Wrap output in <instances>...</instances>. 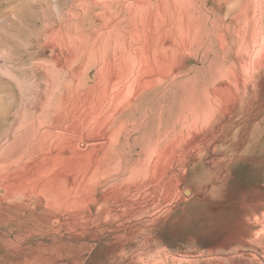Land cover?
<instances>
[{
    "label": "rangeland",
    "instance_id": "obj_1",
    "mask_svg": "<svg viewBox=\"0 0 264 264\" xmlns=\"http://www.w3.org/2000/svg\"><path fill=\"white\" fill-rule=\"evenodd\" d=\"M0 264H264V0H0Z\"/></svg>",
    "mask_w": 264,
    "mask_h": 264
},
{
    "label": "bare ground",
    "instance_id": "obj_2",
    "mask_svg": "<svg viewBox=\"0 0 264 264\" xmlns=\"http://www.w3.org/2000/svg\"><path fill=\"white\" fill-rule=\"evenodd\" d=\"M83 7V6H82ZM142 8V7H141ZM91 9V8H90ZM122 12H123V10H122ZM127 14H125V16H126ZM89 20V19H88ZM111 25V24H110ZM141 30V29H140ZM111 34V33H110ZM113 40V39H112ZM53 42V41H52ZM113 44V43H112ZM51 45V44H50ZM95 50V49H94ZM111 84V83H110ZM74 98V97H73ZM70 112V111H69ZM54 124V123H53ZM83 126V125H82ZM51 128V127H50ZM126 204V203H125Z\"/></svg>",
    "mask_w": 264,
    "mask_h": 264
}]
</instances>
